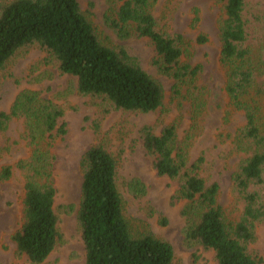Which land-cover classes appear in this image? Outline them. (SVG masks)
I'll return each instance as SVG.
<instances>
[{
  "label": "trees",
  "instance_id": "obj_1",
  "mask_svg": "<svg viewBox=\"0 0 264 264\" xmlns=\"http://www.w3.org/2000/svg\"><path fill=\"white\" fill-rule=\"evenodd\" d=\"M156 1L107 0L103 19L120 40L131 36L146 39L154 50L153 63L180 94L201 66L182 61L181 35L171 36L159 29L152 13ZM217 1L224 10L219 36L220 59L227 69L225 92L246 120L236 139L256 147L232 177L242 204L240 217L231 219L219 204V184H207L200 175L204 156L191 158L189 144L179 141L174 125L165 126L160 133L146 125L140 129L139 140L157 173L179 182L173 197L186 202L182 209L185 243L212 250L217 264H261L262 258L249 252L248 246L257 238V226L264 223V187L254 188L264 185V133L258 123L262 107L252 96L254 90L257 95L264 91V32L261 37H252L250 26L264 24V13L255 15V21L249 20L245 16L248 0ZM207 40L202 34L198 39ZM31 46L47 53L40 64H54L60 73L75 79L79 94L98 98L112 109L148 113L163 104L162 83L124 46L105 43L79 0L1 2L0 70L17 52ZM191 100L195 113L202 112L205 101L196 95ZM64 117L65 109L54 98L32 89L21 91L9 111L0 110V131H6L13 119L24 120L31 148L27 158L0 169V182L10 180L16 169L24 175L23 224L12 238L18 254L31 264H43L64 242L56 207L53 150L67 133ZM81 168L77 220L86 264H173L170 242L149 230L133 231L124 212L117 159L104 140L86 151ZM144 186L138 178L129 184L135 194L143 193Z\"/></svg>",
  "mask_w": 264,
  "mask_h": 264
},
{
  "label": "rangeland",
  "instance_id": "obj_2",
  "mask_svg": "<svg viewBox=\"0 0 264 264\" xmlns=\"http://www.w3.org/2000/svg\"><path fill=\"white\" fill-rule=\"evenodd\" d=\"M7 1L10 0H0V3ZM79 1L100 38L109 45L124 46L137 57L143 69L162 83L165 97L157 110L148 113L112 109L98 98L79 94L75 79L60 73L54 64H40L48 55L38 46L20 50L0 70V110L9 111L17 95L25 89L54 98L65 109L67 133L53 148L58 188L56 207L64 242L43 264H86L77 220L83 180L81 159L101 140L117 159V180L125 202L124 212L133 231L149 230L170 242L175 254L173 264H217L212 250L185 243L182 209L186 202L173 197L179 182L157 173L139 135L146 125L152 126L156 133L165 126L174 125L179 141L189 144L191 158L196 160L204 156L200 175L207 184H219V204L231 219L240 217L242 204L232 177L256 147L249 141L241 144L236 139L246 120L244 113L230 104L225 92L227 69L220 59L219 36L220 19L224 17L222 4L217 0H157L155 3L152 13L159 29L183 38L182 61L193 67L201 66L194 81L178 94L173 89L174 82L153 63L154 50L146 39L131 36L120 40L106 26L103 16L107 0ZM263 13L264 0L247 1L245 16L249 20ZM258 23L250 26L252 37H261L264 32V24ZM201 34L207 36L206 42L198 41ZM261 85L264 90V75ZM252 92L262 107L258 123L264 133V91L261 95L255 90ZM194 95L205 101L200 113L193 109L191 99ZM28 141L22 119H13L6 131H0V169L27 158L31 153ZM136 178L145 185L143 193L135 194L130 190L129 184ZM24 183V175L18 169L10 180L0 182V264H31L18 254L12 238L23 224ZM263 187L262 184L254 188L261 190ZM256 232L257 238L248 249L261 257V264H264V223L257 226Z\"/></svg>",
  "mask_w": 264,
  "mask_h": 264
}]
</instances>
